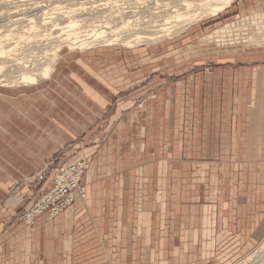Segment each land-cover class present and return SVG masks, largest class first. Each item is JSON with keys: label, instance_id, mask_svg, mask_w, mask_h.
Masks as SVG:
<instances>
[{"label": "rangeland", "instance_id": "374dc122", "mask_svg": "<svg viewBox=\"0 0 264 264\" xmlns=\"http://www.w3.org/2000/svg\"><path fill=\"white\" fill-rule=\"evenodd\" d=\"M42 1L14 0L10 6L15 2L20 6L10 9L12 14H3L1 20L8 26L3 28L0 21L5 45L0 49L7 52L0 59L18 58L31 65L32 59L44 60L59 45L53 38L80 33L91 40L90 35L96 38L95 33L106 31L101 16L91 23L84 20L83 25L78 21L77 36L75 27L69 30L66 22L56 28L49 23L48 30L39 25L44 22L42 10L53 19L75 10L72 15L82 19L104 0ZM36 4L41 8H31ZM263 11L264 0H234L224 11L156 43L143 41L132 47L107 42L74 52L66 47L48 78L0 84V92L40 90L55 96L57 107L64 98L73 101L84 88L101 87L113 100L90 129L91 138L81 136L67 143L56 158L7 188L0 196V224H28L25 216L55 189L56 171L73 159L81 158L85 166L72 208L77 196L86 201L100 196L102 192L91 187L109 177L96 181L91 172L94 166H107L117 158L123 170L116 177L125 173L119 179H123L119 196L132 201L140 197L141 212L150 210L144 204L150 198L160 202L159 226L152 238H157L156 248L163 247V239L169 243L170 264H264V140L258 139L259 128L264 130V99L249 94L253 86L238 84L241 67L259 64L242 60L264 49ZM31 22L39 27L32 28ZM225 29L230 31L222 34ZM64 111L68 119H80V109L72 102ZM51 204L39 215L54 218L66 212L52 216L56 207ZM161 252L155 253L157 258L165 256ZM250 255L256 259L248 261Z\"/></svg>", "mask_w": 264, "mask_h": 264}, {"label": "crops", "instance_id": "0c3cea01", "mask_svg": "<svg viewBox=\"0 0 264 264\" xmlns=\"http://www.w3.org/2000/svg\"><path fill=\"white\" fill-rule=\"evenodd\" d=\"M229 31L225 29L222 34ZM246 60L259 64L241 67L238 84L253 86L249 94L263 100L264 49L254 50L249 57L245 55L242 62ZM103 90L101 87L79 90L71 101L80 109L79 120L64 116L66 104L71 103L69 99L59 100L62 105L57 107V102H53L55 96L40 90L0 92V196L23 175L36 173L45 162L56 158L67 143L81 136L82 139L93 136L90 129L105 116L113 101ZM119 110L118 107V113ZM258 139L264 140V130L260 128ZM122 165L116 158L107 166H94L92 179H109L91 187L102 194L90 201L77 196L72 209L54 218L39 215L33 224H0V264H160V260H164L162 264H170L169 243L163 239V247L157 249V238H152L159 226L160 202L149 197L144 204L150 210L141 212L140 197H133L132 201L119 196L117 190L120 192L119 182L123 180L119 179L125 173L116 175L123 170ZM107 171L110 174L106 176ZM158 250L165 252V256L157 258Z\"/></svg>", "mask_w": 264, "mask_h": 264}, {"label": "bare ground", "instance_id": "6f19581e", "mask_svg": "<svg viewBox=\"0 0 264 264\" xmlns=\"http://www.w3.org/2000/svg\"><path fill=\"white\" fill-rule=\"evenodd\" d=\"M1 1H3L1 3L6 8V10L3 12L0 11V21H2V27L6 28L5 26H8V24H3V20H1V18L3 17V14H12L11 12H9V10L15 7H19L20 4H17L15 2L13 6H10L14 0H1ZM131 1L132 0H125L124 3H121V5H119L120 0H104V3L103 4L100 3L101 5L99 7L95 6V8L92 7L93 9L89 11L87 10L89 12L87 14L88 16L82 19L79 18V16L77 18L72 15V12L75 11V10L74 11L71 10L73 9V7L70 8L71 11L69 13L71 14H67V12L62 13L61 15L59 14L60 16H58V19H56L57 16L55 17V19H53L54 16L51 15V13H48V11L43 12L42 10L41 14L43 15L42 20H44V22L40 21L41 23H39V25H41V28L43 26L47 28L48 30L50 26L49 23H51V26L54 25L53 28H56L57 25L60 26L62 25V22H66L67 28H69V30L70 29L72 30L71 27L73 28L75 27L76 29L77 27L76 25L78 21L80 20H81V25H83V23H85L84 20H86V23H87V20L89 21L92 20L90 21L91 23L93 22L94 19L101 16L104 20V21L102 20L103 21L102 24L105 25L104 30H106L107 32L101 29L102 31L100 30L101 32L99 31L100 32L99 34L95 33L96 35L94 36H96V38L93 37V35H90L92 39L90 37L89 38L92 41L86 40V38L83 39L82 34L79 33V35L81 36L79 35L77 36V33L76 34L74 33V31H77L79 29V26H80L79 25L80 22H79L78 23L79 26L77 27L78 29L73 30L74 35H76L77 37L74 36L73 38H71L69 34L66 35L67 34L66 32L69 30L66 28L65 26L66 24L64 23V27L67 30H65L66 34L65 33H62V34H65L66 36L64 37L63 35V39H59L62 37L59 34V36H61L58 38L59 40H55V38H53L54 41L52 40V42L56 41V43H59V45H56V47L54 48L52 47L53 51H51L49 53V56L47 55L48 57H45L44 60L37 59L34 57L35 59L34 60L32 59L34 63H32L31 64L32 66H31V65H26L27 64L26 60L24 62L18 58L15 59V58L7 57L8 59H5V60L3 58H2L3 60L0 59V84L6 87V85L16 81V79L18 78H19L18 80L20 81H27V82L31 81L33 83H35L36 80H40L42 76L48 78L49 74L51 73L53 68L56 66L57 61L60 59V52L62 53L63 48H66V47H67V50H69L70 52H74V51H78L79 49H86V50L93 49V47H95L96 45L100 46L101 44H105L107 42L111 44L121 43L127 46H132L134 45L133 43H135L136 45L143 41L148 44L156 43L157 41L164 40L166 39V37L173 35V33L177 34L178 32L185 30L187 27L189 28V26L195 23V21H198L202 18H206L209 16H214L218 14L220 11L221 12L224 11L225 7H228L234 0H136L137 3L135 5L132 4V2H135V1H132V2ZM43 2H46V0L39 2V3L42 4ZM41 4H36L34 6H31V8L40 7ZM1 9L2 7H0V10ZM49 14L51 16H48ZM263 14H264V11H263ZM77 15L79 14L77 13L76 16ZM55 20L56 21L59 20L61 24L56 23ZM30 21H32V19H30ZM31 23H32V28H37L36 26L39 27L38 23H35V22H31ZM97 25L99 26V23ZM85 26L86 24L83 27L86 28ZM98 26L97 28L99 29V27H101L102 25H100L99 27ZM157 26H158V29L153 28ZM163 27H165V29ZM50 29L49 31L52 33ZM60 29H62V27ZM62 30H64V28ZM60 31H57V32H60ZM46 32L48 33V31ZM2 34L0 31V48L5 46L1 44L3 40ZM49 34L50 33H48V35ZM141 34H143L144 36L142 35V37H139L141 36ZM87 35L89 34L87 33ZM80 38H82L83 40H80ZM129 38H132V41L129 40ZM133 39H136V40H133ZM50 41L51 40L49 38L48 42ZM14 46H16V44ZM14 46H11V48ZM11 48L10 50H12ZM6 52L7 51L5 49L4 50L0 49V58L3 57L4 53ZM30 66L31 68H29ZM34 71H37V72L34 73ZM75 160L79 162L78 159H75ZM69 167L70 165H68L67 168H64L63 173L59 174L58 180L60 181V184H59L60 187L64 184V182H66L67 179H70V178H71V181L69 180L70 185L75 186L74 184H72V182H74L77 177L75 176L74 173H72V168L71 167L69 168ZM56 191H57L56 188L53 189V192L50 195H48L46 198H44V200H41L37 204L38 205L37 208H34L32 211H30L25 216L26 222L27 220L31 222L35 215L37 214L39 215V212L44 207H46L48 203L51 202V200L54 197V192ZM262 243L263 245L262 244L261 245L264 248V241ZM253 256L255 255H250L249 258H247L248 261L256 259ZM251 263L254 264V261Z\"/></svg>", "mask_w": 264, "mask_h": 264}, {"label": "built area", "instance_id": "2783aa9c", "mask_svg": "<svg viewBox=\"0 0 264 264\" xmlns=\"http://www.w3.org/2000/svg\"><path fill=\"white\" fill-rule=\"evenodd\" d=\"M77 159L79 160V162L78 161L76 162L75 159H73L72 161L68 162L66 165L62 166L58 171H56L57 176H56L54 187L56 188L57 191L54 192V197L51 200V202H52L51 205L55 206L56 209L51 214L52 216L57 215L64 210L68 211L72 208V205H73L72 202H73L74 197H75L74 194H75L76 188L79 187V182L83 176L84 166H85V163H82V164L80 163L81 158H77ZM68 165H70V167L72 168V173H74L75 176L77 177L76 180L74 179L75 181L72 182V184H74L75 186L70 185V183H69L71 181V178H70V179H67L66 182H64V184L60 187L59 186L60 181L58 180L59 174L63 173L64 168H67ZM82 190L85 193V189L82 188ZM60 199H62V201L56 203ZM49 204L50 203L47 204L48 207L43 208L42 210L49 208V206H50ZM33 221H34V218L32 219L31 222H33ZM31 222L29 221V223H31Z\"/></svg>", "mask_w": 264, "mask_h": 264}]
</instances>
